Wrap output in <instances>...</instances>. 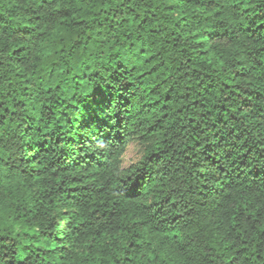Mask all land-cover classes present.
<instances>
[{"label": "trees", "instance_id": "16d2710c", "mask_svg": "<svg viewBox=\"0 0 264 264\" xmlns=\"http://www.w3.org/2000/svg\"><path fill=\"white\" fill-rule=\"evenodd\" d=\"M0 165V264H264V0H0Z\"/></svg>", "mask_w": 264, "mask_h": 264}, {"label": "rangeland", "instance_id": "374dc122", "mask_svg": "<svg viewBox=\"0 0 264 264\" xmlns=\"http://www.w3.org/2000/svg\"><path fill=\"white\" fill-rule=\"evenodd\" d=\"M142 154L143 147L136 142H130L123 157V166L128 167L137 162L141 158Z\"/></svg>", "mask_w": 264, "mask_h": 264}, {"label": "clouds", "instance_id": "9594fccd", "mask_svg": "<svg viewBox=\"0 0 264 264\" xmlns=\"http://www.w3.org/2000/svg\"><path fill=\"white\" fill-rule=\"evenodd\" d=\"M98 147L103 148L104 145L101 144V145H98ZM0 169H3V165H0ZM112 179H113V176H112L111 170L109 169L102 170V178L98 181V184H103L105 181L111 182ZM5 183L6 181H5L4 176L0 175V184H5ZM21 211H27V209H22ZM43 211L47 212V209H44ZM48 222H51V221L49 220ZM63 226L65 229V233L71 234L72 225L67 220L63 221ZM96 264H98V262H96Z\"/></svg>", "mask_w": 264, "mask_h": 264}]
</instances>
